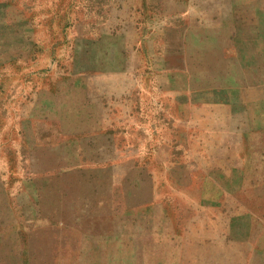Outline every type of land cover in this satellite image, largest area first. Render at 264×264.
Masks as SVG:
<instances>
[{
    "label": "rangeland",
    "instance_id": "rangeland-1",
    "mask_svg": "<svg viewBox=\"0 0 264 264\" xmlns=\"http://www.w3.org/2000/svg\"><path fill=\"white\" fill-rule=\"evenodd\" d=\"M0 264H264V0H1Z\"/></svg>",
    "mask_w": 264,
    "mask_h": 264
},
{
    "label": "crops",
    "instance_id": "crops-1",
    "mask_svg": "<svg viewBox=\"0 0 264 264\" xmlns=\"http://www.w3.org/2000/svg\"><path fill=\"white\" fill-rule=\"evenodd\" d=\"M2 5H4V1H2ZM0 6H1V0H0Z\"/></svg>",
    "mask_w": 264,
    "mask_h": 264
}]
</instances>
